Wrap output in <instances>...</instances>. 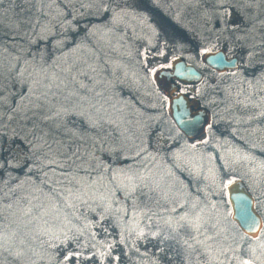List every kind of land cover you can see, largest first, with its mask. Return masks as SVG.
Wrapping results in <instances>:
<instances>
[{"label": "rangeland", "instance_id": "1", "mask_svg": "<svg viewBox=\"0 0 264 264\" xmlns=\"http://www.w3.org/2000/svg\"><path fill=\"white\" fill-rule=\"evenodd\" d=\"M63 1L65 7L58 5L56 0L52 1L54 3L50 1L59 12L55 11V17L47 7L39 17V12L32 13L34 0H0V84L3 85L0 95L8 96L2 107L3 119H0V145L6 169L4 178H8L10 171L16 180L24 182L23 193L30 196L34 204L42 206L44 219L38 223L46 235L35 240L33 247L36 244L41 246V243L46 247V241L57 243V237L63 239L64 232L69 236L77 234L76 229L80 228L78 222L83 221L88 230L95 233L98 243L81 236L87 247L82 245L78 250L84 255L78 260L74 257L64 261V264H200L204 257L200 255L199 246L193 252L182 244L179 236L175 240L164 239L169 231L164 225V218L169 214L166 209L170 210L175 203L187 200L200 203L205 220L218 219L221 222L222 216L231 219L232 210L226 192L227 175L233 180L242 179L256 198V210L264 219V115H261L264 112V21H251L244 10L234 6L218 8L212 0L147 1L161 10L164 16L155 15L150 6L147 8L141 0H104L103 8L108 11L102 10L99 5L87 7L90 0ZM122 9L126 10L123 19L114 25L110 23L112 16L121 13ZM73 16L79 19L94 17L92 37L101 49V59H105L112 69L113 77L107 79L112 84L107 100L112 101L111 92L115 91L117 101L112 103L110 110L114 115L118 111L120 113V122L113 120L116 124L102 122L98 128H89L77 116H68L66 122L63 118L47 120L45 117L52 115L58 107H72L77 100L62 101L61 96L65 92L57 90L61 86L57 82L55 89L52 84L47 103L29 96L21 104L19 98L22 94L26 95L25 83L18 82L15 77V81L7 80L10 77L7 72L13 73L11 67L14 72L17 68L26 67V78L34 67L30 60L32 50L21 42L13 41L12 37L23 34L25 29L27 34L37 31L36 37L47 23L54 25L62 18ZM246 26L256 31L250 40L241 37ZM218 49H225L228 56L236 55L238 66L222 73L206 66L202 62L204 52ZM142 52L146 53L147 65L140 63ZM27 53L30 54L27 59L30 63L14 66L17 58L24 62ZM178 57L196 65L204 75L197 82L175 81L179 86L177 92L186 93L190 98L197 97L200 106L210 111L211 121L200 138H186L178 130L169 116V97L154 82L155 72L163 67L173 68V59ZM95 67V74L104 76V65L95 63ZM145 67L155 71L146 73ZM124 88L131 89L141 103L156 108V119L162 118L159 130L154 129L148 119L144 121L143 114L135 109H125L124 99H118L123 98ZM36 94L39 95V92ZM36 103L41 106L33 107ZM17 104L21 111L14 112ZM125 114L134 120L133 124L122 120ZM8 115L14 118L8 120ZM57 124L62 126L57 128ZM69 128L77 129L83 138L73 136ZM13 130L19 135H14ZM177 133L183 136H177ZM40 137L49 143L57 142L51 151L65 164L64 168L53 164L42 170L34 167L29 172L31 163L25 164L19 157L16 159L21 167L8 166L6 161L10 154L17 151L29 154L28 141L43 143ZM177 138L180 140L177 141ZM66 148H79L81 155L89 148L90 154L95 153V158L88 155L86 160L77 163L90 164L93 168L99 164L113 171L137 173L146 179L139 183L135 191H125L112 180L110 172L100 178L94 171L86 176L81 170L77 178L82 188L81 195L65 199L67 189L76 183L72 180L70 184L71 178L66 177L69 168L74 167L67 159L71 153ZM47 150L44 148L37 155ZM214 151L221 157L220 164L225 174L216 163ZM125 156L133 159L121 161ZM89 178L97 183L89 186ZM119 182L127 183L126 177H119ZM83 192H87V196H83ZM113 192L116 199L110 194ZM100 196L110 200L111 207L106 212L92 203ZM82 199L89 202L83 203ZM113 202L119 208L118 205L114 208ZM65 205L72 216H77V222L69 216L62 217L60 211ZM118 210L121 216L117 218ZM98 213L106 218L100 220ZM158 226L163 231L155 238L150 235L144 239L137 237L141 228L147 233L149 229L155 231ZM183 235L188 238L189 234L185 231ZM255 242L256 239L252 241L253 244ZM105 244L112 247L104 257L85 258L92 252L106 251ZM72 247L69 243L64 251ZM62 248L63 245L54 249L44 248V255L41 256L36 246V254L29 253L19 259L5 251L0 253V260L4 264H59L58 259L61 260L64 255ZM50 251H55L57 255L49 254ZM49 255L52 257L48 259Z\"/></svg>", "mask_w": 264, "mask_h": 264}, {"label": "snow or ice", "instance_id": "2", "mask_svg": "<svg viewBox=\"0 0 264 264\" xmlns=\"http://www.w3.org/2000/svg\"><path fill=\"white\" fill-rule=\"evenodd\" d=\"M104 0H90V3L86 5L87 7H94L99 5L102 10L108 11L109 9L103 8ZM124 15H126V10L122 9L121 13L114 14L110 23L113 25L117 23L118 20H122ZM49 31L47 26L41 29V32ZM41 39H46L47 37L42 35ZM67 37L58 38L54 41V48L61 49L66 44ZM30 43H35L31 40ZM163 55V53H161ZM51 57L54 53L45 52L41 50L39 57H34L31 63L34 64L32 71L29 73L28 77H25V73L28 71L26 67H21L16 72V79L18 82H23L26 85V95L22 94L20 103L22 104L25 99L29 96H34L35 100L38 102L47 103L49 92L51 90L52 81L59 79L54 74L49 73L48 69L41 63L45 56ZM140 63L147 65L146 53H141ZM18 59V58H17ZM30 61L25 60L24 64H29ZM86 67H77L75 64L70 65L62 69V73L66 78L70 77L71 81L78 84L79 88L84 91V94L79 92H70L69 95L77 97V104L72 107L61 105L57 110L50 116H46L47 120H54L58 118H63L66 122L68 116H77L81 119L83 124L89 128H98L101 123H112L111 117L108 115L107 109L104 107L100 100L106 95L105 87H112L111 82H105L102 79H97L96 76H89V70L91 72H96V67L92 64H87ZM145 72L155 71V69H148L145 67ZM88 76V81L85 82L81 77ZM62 82V81H61ZM0 92H3V85L0 84ZM39 92V95L36 93ZM91 94V95H89ZM99 98V99H97ZM8 101V96L0 95V119H3L4 113L2 111L3 104ZM95 101V102H93ZM40 103H36L33 107H40ZM247 107V105H245ZM14 112L21 111L20 105L17 104L13 108ZM264 115V112L261 113ZM14 117L8 115V120H12ZM6 126V125H5ZM57 128L61 127V124L56 125ZM68 131L82 139V135L75 128H69ZM14 135H19L15 133ZM23 139V137H21ZM43 143H34V141L29 140L30 145L29 154L23 152H15L9 155L7 159V164L11 168L21 167V163L17 157L21 158L25 164L31 163L32 167L28 168L31 172L34 167H39L41 170L45 167L51 166L53 164L59 165L61 168L65 167V164L61 162L52 154L53 144L57 143L53 141L49 143L43 137L39 138ZM47 148V151H43L42 155H37V152ZM71 154L67 157L68 161L72 162L74 167H70L66 173V177H70L69 183L75 180L76 183L67 189L68 195L65 199H70L72 196H80L82 192L80 180L81 170L85 172L86 176H89L91 172H95L97 177L104 178V174L107 172L111 173V178L116 181L118 187L122 190L135 191L138 188L139 183L143 182L146 178L143 175L137 173H126L123 170H111L110 168H103L99 164L92 167V165L85 166L82 163H77L82 157L79 148L67 149ZM117 150V149H114ZM3 149L0 145V253L8 252L10 255L16 257L17 259L28 255L29 253L36 254V249L33 247L35 240H37L41 235H46L45 232L41 231L39 221L44 219V212L42 211V206L34 204L30 196L25 195L22 191L24 187V182L16 180V178L9 171L7 173V179L4 178L5 160L3 158ZM139 154V153H138ZM91 158H95V153L89 154ZM47 175V173H46ZM119 177H126L127 183H120ZM227 184L234 183L231 177H225ZM16 180L15 183H12ZM88 185H94L97 183L96 180L88 179ZM223 183V181H222ZM83 196H87V192H83ZM83 203H88L87 199H82ZM92 203L97 204V207L103 209L105 212L111 207L110 200L106 196L96 197L92 200ZM95 211V209H93ZM169 214L164 218V225L169 229L165 233L164 239L175 240L177 236L180 237L183 245L187 246V249L195 252L197 251V246H199L200 255L204 257V260L200 261V264H264V219H258L257 216L253 214H245L242 217L240 228L245 230L244 236L241 238L239 243L226 242L225 239H221L220 221L218 219H208L204 218V208L200 206L199 202H189L187 200L179 201L175 203L169 209H166ZM183 213L182 215L180 213ZM99 219L103 220L106 217L98 213ZM45 224H48L47 220H44ZM106 231V230H105ZM163 231L161 226H158L155 231L149 229L146 233L145 229L141 228L137 232V237L139 239H144L146 235H150L155 238ZM187 232L188 238H185L183 233ZM75 235L69 236L67 232L63 233V239L57 237V243H48L49 248H60L64 251L67 249L69 243L73 247L67 251H64L62 259L59 264H64V261L73 259L74 257L78 260L83 254L79 251L80 247L83 245L87 247V243L82 241L80 238L84 235V228L76 229ZM249 233H256V242L253 244L248 240ZM93 238H95V233H91ZM203 237V239L201 238ZM192 241L193 243L189 242ZM123 242V240L121 241ZM102 243V242H101ZM44 243H41V247ZM95 247V244H93ZM106 251L92 252L85 258L88 260L92 259V256H97V258L104 257L107 254V250H110L112 245L105 244ZM163 249L161 248L160 251ZM119 259V257H116ZM199 260V256L197 257ZM0 264H4V261L0 260Z\"/></svg>", "mask_w": 264, "mask_h": 264}, {"label": "trees", "instance_id": "3", "mask_svg": "<svg viewBox=\"0 0 264 264\" xmlns=\"http://www.w3.org/2000/svg\"><path fill=\"white\" fill-rule=\"evenodd\" d=\"M5 1V0H4ZM50 1L52 2L53 0H34V5H33V10L34 12H32L33 14H35L36 12H39L38 16L40 17L42 15L43 12H45V7L51 9V13L52 15L54 14L55 17V11L57 13L58 10H56L55 8H53L54 5H51ZM55 1V0H54ZM143 5H146L147 8H149L150 6V10L154 12L155 15L157 16H164V14H162L161 10L156 9L155 7H153L150 3L148 4L147 1L148 0H141ZM213 1V5H217L218 8H222V7H226V6H230V7H235V8H240L241 10H244V14L247 18H249V20L251 21H256V22H262L264 21V0H212ZM58 5H61V7H65L66 3H64L63 0H56ZM54 3V2H52ZM241 4H243V6L241 7ZM33 16V15H32ZM151 17V16H150ZM63 20L60 22H56L54 25H52L51 23H47L45 26H47L48 30L47 32H39L38 36L35 37V33H26V29L24 30V33H26V35L23 34H19V35H15L14 37H12L11 39L13 41H17V42H21L23 43L22 45L25 47H28L30 50H32L33 52V56L30 60L33 61L34 57H39L41 50H44L45 52H49V53H54V55H52L51 57L49 56H45L44 60L41 62L43 64V66L45 68L48 69L49 73L54 74L56 77H58L59 79L52 81L51 84H54V89L57 88L56 84L57 82L61 85L59 89L57 90H62L63 92H65V94L60 93L61 99L63 100H73L76 101L77 97L76 96H72L69 95L70 92H79L80 94H84L85 90H82L79 88V85L72 82L70 77L66 78L65 75L62 73V69L66 68L70 65L75 64L77 67H86L85 62H87V64H92L95 66V63H101L102 65H104V69L105 71H103L104 76L102 74L96 75L95 73L91 72V70H89V76H96L97 79H102L105 82H108L107 79L113 77L112 75V69H110V67L106 64L105 59H101L102 54L100 52V48H98L96 46V42H94V38L92 37V31L93 30V19L94 17L91 16H87L84 18H77V17H65L62 18ZM47 20V17H46ZM153 20V19H151ZM154 21V20H153ZM43 27V28H44ZM29 28V27H28ZM244 34L241 36L242 38H244V40H250L252 38H254L256 31L253 30V27L251 26H246V28H244ZM44 35L47 38L46 39H41L40 37ZM67 37L66 40V44L63 48L61 49H56L54 48V41L58 38H64ZM31 40H34L35 43H30ZM28 57H30V54L28 55V53L25 56V59L27 60ZM29 60V59H28ZM18 65H25L23 61H20L19 59H17L16 63L14 66L18 67ZM13 69V73H8L7 74L10 76L9 78H7L8 81H15L14 77L16 78L15 73L19 70L17 68L16 72H14V68L11 67ZM97 71V70H96ZM82 80H84L86 83L89 82L88 81V76H84L81 77ZM62 81V82H60ZM65 86V88L63 86ZM125 89V90H124ZM124 92L122 94V97H119L118 99H124V106L126 110L129 111H133L134 109L136 111L139 112V114H143L144 116V121L145 119L149 120V123L151 124V126L154 127V129L159 130L160 127V121L162 120V118H158V120L156 119V113H155V109L153 108L151 105H147L145 103H141L139 101V99H137V97L134 95V93L132 92L131 89L128 88H124ZM106 91V95L104 96L103 99L100 100V103H102L104 105V107L107 109L108 115L111 117L112 121H116V122H120L119 120V116L120 113L116 112V114L114 115V113H112L111 109V105L114 101H117V95H115V91L111 92V97H112V101L107 100V96L110 94V90L109 87L106 89H104ZM122 90V91H123ZM91 95V94H89ZM99 99V98H97ZM95 102V101H93ZM121 103V102H120ZM126 116H124V118L122 119L125 122H129L131 124H133L134 120L127 114H125ZM114 118V119H113ZM113 121V123H115ZM116 124V123H115ZM177 136H183L181 133H177ZM176 137V135H175ZM180 140L177 138V141ZM176 141V142H177ZM90 154V148L87 149L85 151V154L81 155L82 159H80V162L83 161L84 159H87V156ZM215 157H217L216 163L218 164L219 168H221V172L222 174H225L224 172V167L221 166V162H220V158L218 157L217 153L214 151ZM121 161H129L131 159H133L132 157H127L125 156V158H121ZM173 165H176L175 163H173ZM44 171V170H43ZM42 171V172H43ZM44 176V175H43ZM47 177V176H46ZM45 177V178H46ZM48 181V180H46ZM49 186V185H47ZM113 199H116V194L115 192L110 193ZM115 194V195H114ZM115 202V201H114ZM113 202V204H114ZM118 204H114V208L117 207ZM119 208V205H118ZM60 214L62 215V217L66 218V217H71V219L73 221H76V217L72 216V212L68 209V207L65 205L64 208H61ZM118 216H121V214L119 213L118 210ZM75 217V218H74ZM220 228L223 229L221 231V239H225V237H227L226 242H230V243H239L241 242V238L244 236V234H242L240 232V229L237 228L236 224L234 223L233 220H231L228 216H222V218L220 219ZM77 222V221H76ZM78 227H83L84 228V235L86 237H89L90 241H92L93 243H98V241L96 240V237L93 238V236L91 235V232L88 230V226L85 225L82 221L78 222ZM52 234V232H51ZM50 234V235H51ZM53 236V235H51ZM248 240L250 242H252L254 239L248 237ZM48 245V244H47ZM46 247H41L39 245L36 244L37 249H40L41 252V256L44 255L43 251L45 249H47ZM36 246H34V248H36ZM45 248V249H44ZM54 249V248H53ZM49 254H53L55 256V254L57 255V253L55 251H50ZM52 256L49 255L48 259L51 258ZM60 261V259H58ZM58 260H56V262H58ZM33 264V262H32Z\"/></svg>", "mask_w": 264, "mask_h": 264}, {"label": "water", "instance_id": "4", "mask_svg": "<svg viewBox=\"0 0 264 264\" xmlns=\"http://www.w3.org/2000/svg\"><path fill=\"white\" fill-rule=\"evenodd\" d=\"M202 62L212 70L222 73L225 70L235 69L239 62L235 56H228L225 49H218L211 52H204ZM173 68L159 69L153 75L154 82L161 92L168 99V112L170 118L178 130L187 138L195 139L204 135L207 125L211 121L210 111L208 108L200 106L197 97L190 98L186 93L177 92L179 86L175 81L185 83L197 82L204 77L202 72L196 68V65L187 63L184 58L178 57L173 59ZM228 203L231 211V219L244 234L245 230L240 228L242 217L245 214H253L258 219H263L256 210L255 197L246 187L242 179L234 180V183L226 185ZM256 233H249L248 237L256 239Z\"/></svg>", "mask_w": 264, "mask_h": 264}, {"label": "flooded vegetation", "instance_id": "5", "mask_svg": "<svg viewBox=\"0 0 264 264\" xmlns=\"http://www.w3.org/2000/svg\"><path fill=\"white\" fill-rule=\"evenodd\" d=\"M255 206H256V200H255Z\"/></svg>", "mask_w": 264, "mask_h": 264}]
</instances>
